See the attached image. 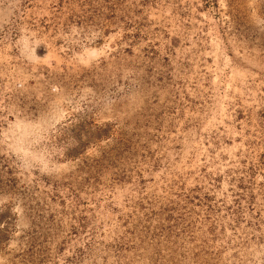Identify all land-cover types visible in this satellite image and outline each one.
I'll use <instances>...</instances> for the list:
<instances>
[{"label":"rangeland","instance_id":"1","mask_svg":"<svg viewBox=\"0 0 264 264\" xmlns=\"http://www.w3.org/2000/svg\"><path fill=\"white\" fill-rule=\"evenodd\" d=\"M0 264H264V0H0Z\"/></svg>","mask_w":264,"mask_h":264}]
</instances>
